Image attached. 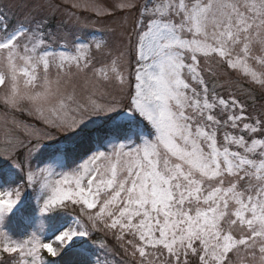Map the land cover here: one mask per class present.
Masks as SVG:
<instances>
[{"label": "snow or ice", "instance_id": "obj_1", "mask_svg": "<svg viewBox=\"0 0 264 264\" xmlns=\"http://www.w3.org/2000/svg\"><path fill=\"white\" fill-rule=\"evenodd\" d=\"M46 25L0 16L3 102L46 126L17 123L27 140L6 135L0 147V264H110L105 242L88 243L110 230L136 264H264V115L219 96L200 70L218 57L264 87L249 63L264 66L254 55L264 53V0H148L134 41L99 66L92 49L107 41L54 48ZM22 188L35 194L26 217Z\"/></svg>", "mask_w": 264, "mask_h": 264}, {"label": "rangeland", "instance_id": "obj_2", "mask_svg": "<svg viewBox=\"0 0 264 264\" xmlns=\"http://www.w3.org/2000/svg\"><path fill=\"white\" fill-rule=\"evenodd\" d=\"M133 3L137 7L132 10H121L118 5L121 3ZM148 0H0V16H6L10 25L26 23L29 19L47 20L46 30L53 32L57 39L51 42L54 48L65 44L71 48L73 40L79 39L86 42L96 40L107 41V47L97 52L92 49L94 65L99 66L104 63H110L111 60L120 52L126 50L128 37L131 35L133 41L135 39L133 28L138 19L139 7L144 5ZM89 4L95 5L101 10H106L109 15H97L96 12L89 7L85 10L82 7H72V4ZM254 55H264L257 47L254 50ZM131 63L124 64L126 75L131 73L134 75L136 67L134 53L129 57ZM219 58L211 61H206L201 58L200 70L209 85V88H215L216 93L226 99L236 97L246 104V110L253 116L264 115V87L258 84H253L250 78H246L239 71H234L227 68L222 63L218 62ZM190 62V61H188ZM254 70L258 74L264 75V66L256 63L255 60L249 61ZM0 71H4L0 66ZM214 73V75H213ZM42 74V73H41ZM57 75L55 68L50 71V77L55 78ZM90 75V73H89ZM187 76V73H185ZM75 82L78 85L77 93L81 98L84 95L80 85L83 84L84 77H75ZM9 85L6 81L5 85L0 86V147L3 146L5 136H19L21 139L27 140L23 135V131L17 128V123L21 125L36 126L38 128H46L43 122L36 117L35 114H29L27 110H13L3 102V97L8 94ZM112 95L119 98L122 94L114 88H109ZM98 100H107L110 97L97 96ZM122 106L127 105L126 97L121 100ZM53 131L51 129H47ZM63 133H55L56 139L63 138ZM44 143H50L44 141ZM35 167V165H33ZM24 195L28 197L30 206H26L23 217L30 214L31 208L35 205V194L31 189L22 188ZM74 215H78V210ZM86 224L87 218L80 217ZM22 226L17 229L18 233H22L26 227L25 221L22 219ZM90 227V226H89ZM31 231V229H28ZM110 230L107 233L104 231L92 232L89 244L105 242L109 249L110 264H136L139 259L133 257L131 248L126 252L121 242L117 241ZM239 234V229H234ZM16 238H21L17 235ZM48 255L46 252L43 254ZM50 257V256H49ZM60 259L59 257H56ZM73 258L71 256L64 257L62 264H70ZM235 259V258H234ZM190 264H198L195 257L190 259ZM247 264H251L248 261Z\"/></svg>", "mask_w": 264, "mask_h": 264}, {"label": "trees", "instance_id": "obj_3", "mask_svg": "<svg viewBox=\"0 0 264 264\" xmlns=\"http://www.w3.org/2000/svg\"><path fill=\"white\" fill-rule=\"evenodd\" d=\"M23 213H25V214H27V212H23ZM22 218H21V220H20V225L22 226ZM45 258L46 259H48V260H51V259H53V258H51V257H49V256H45ZM56 259V258H55Z\"/></svg>", "mask_w": 264, "mask_h": 264}, {"label": "bare ground", "instance_id": "obj_4", "mask_svg": "<svg viewBox=\"0 0 264 264\" xmlns=\"http://www.w3.org/2000/svg\"><path fill=\"white\" fill-rule=\"evenodd\" d=\"M43 254H45V253H43ZM43 254H42V255H43ZM45 256H48V255H45ZM51 258H53V257H51ZM56 259H57V258H56Z\"/></svg>", "mask_w": 264, "mask_h": 264}]
</instances>
